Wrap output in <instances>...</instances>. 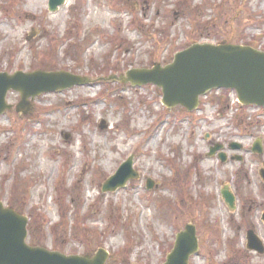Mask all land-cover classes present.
Masks as SVG:
<instances>
[{
	"label": "rangeland",
	"instance_id": "rangeland-1",
	"mask_svg": "<svg viewBox=\"0 0 264 264\" xmlns=\"http://www.w3.org/2000/svg\"><path fill=\"white\" fill-rule=\"evenodd\" d=\"M47 4L0 0V72L64 71L88 84L40 95L24 116L14 107L0 115V201L27 218V243L65 255L103 250L106 264H163L190 224L198 252L188 264H264V253L246 249L248 229L264 248V109L240 110L221 90L191 113L166 109L154 86L125 82L193 41L264 52V0H70L60 15L64 5L50 13ZM215 145L226 162L208 156ZM130 156L138 178L101 192Z\"/></svg>",
	"mask_w": 264,
	"mask_h": 264
},
{
	"label": "water",
	"instance_id": "water-1",
	"mask_svg": "<svg viewBox=\"0 0 264 264\" xmlns=\"http://www.w3.org/2000/svg\"><path fill=\"white\" fill-rule=\"evenodd\" d=\"M65 0H48V11L56 12ZM125 82L131 86L152 85L161 92V103L167 109L181 107L186 112H193L199 105V98L211 90H230L235 92L242 106L264 107V52L248 45L195 43L177 52L171 63L154 65L149 69H133L126 73ZM88 84L85 78L69 72L34 71L31 73H0V114L11 109L6 104L10 91L19 93L20 101L15 110L26 114L36 97L62 91L74 86ZM99 129L106 128L105 122ZM67 139V137H65ZM223 146L210 148L209 156L217 153V158L224 163L227 156L221 151ZM233 151L241 150L239 144H230ZM255 154H261L260 142L252 148ZM231 160L241 161L240 157ZM133 157H129L106 179L102 192H115L124 188L129 180L138 178L132 168ZM264 180V173H261ZM153 183L147 181V188ZM221 196L230 210H235V196L227 187L221 190ZM264 220V215H263ZM27 219L0 202V264H106L107 253L97 251L89 255H65L38 246H30L27 239ZM247 249L258 254L264 253L262 242L249 230L246 233ZM198 240L195 227L187 224L175 237L172 250L163 264H188L189 258L196 254Z\"/></svg>",
	"mask_w": 264,
	"mask_h": 264
},
{
	"label": "bare ground",
	"instance_id": "bare-ground-1",
	"mask_svg": "<svg viewBox=\"0 0 264 264\" xmlns=\"http://www.w3.org/2000/svg\"><path fill=\"white\" fill-rule=\"evenodd\" d=\"M70 6V0H66L64 7L59 11V15L63 12V10L67 9Z\"/></svg>",
	"mask_w": 264,
	"mask_h": 264
},
{
	"label": "trees",
	"instance_id": "trees-1",
	"mask_svg": "<svg viewBox=\"0 0 264 264\" xmlns=\"http://www.w3.org/2000/svg\"><path fill=\"white\" fill-rule=\"evenodd\" d=\"M240 22V21H239ZM195 42H198V41H193V43H195ZM215 43H227L226 41H224V40H219V41H216ZM235 44H239V43H235ZM224 92V91H223ZM240 108V107H239ZM63 219H64V216L62 217ZM56 250H59L58 248H56ZM243 264H245V262L243 263Z\"/></svg>",
	"mask_w": 264,
	"mask_h": 264
}]
</instances>
